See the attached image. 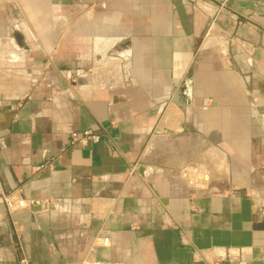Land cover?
Returning <instances> with one entry per match:
<instances>
[{"label": "crops", "instance_id": "1", "mask_svg": "<svg viewBox=\"0 0 264 264\" xmlns=\"http://www.w3.org/2000/svg\"><path fill=\"white\" fill-rule=\"evenodd\" d=\"M21 258L264 264V0H0V264Z\"/></svg>", "mask_w": 264, "mask_h": 264}, {"label": "built area", "instance_id": "2", "mask_svg": "<svg viewBox=\"0 0 264 264\" xmlns=\"http://www.w3.org/2000/svg\"><path fill=\"white\" fill-rule=\"evenodd\" d=\"M100 142V136L93 133L90 130L81 133H72L70 135V146L74 145H87L89 143L97 144ZM3 201L6 206L7 212L12 214L20 209L27 207L26 202L20 197H16L14 192L5 194L3 196ZM110 244V239L106 236H97L93 242V246L108 247ZM18 264H30L25 258H21ZM99 264V263H95Z\"/></svg>", "mask_w": 264, "mask_h": 264}, {"label": "water", "instance_id": "3", "mask_svg": "<svg viewBox=\"0 0 264 264\" xmlns=\"http://www.w3.org/2000/svg\"><path fill=\"white\" fill-rule=\"evenodd\" d=\"M146 171H145V169L143 168V167H141L139 170H138V173H140V174H144ZM162 203L163 204H166V202L165 201H162Z\"/></svg>", "mask_w": 264, "mask_h": 264}, {"label": "rangeland", "instance_id": "4", "mask_svg": "<svg viewBox=\"0 0 264 264\" xmlns=\"http://www.w3.org/2000/svg\"><path fill=\"white\" fill-rule=\"evenodd\" d=\"M203 1V0H202ZM197 2V1H196ZM196 2H194V3H196ZM205 2V1H204ZM150 174V173H149Z\"/></svg>", "mask_w": 264, "mask_h": 264}]
</instances>
